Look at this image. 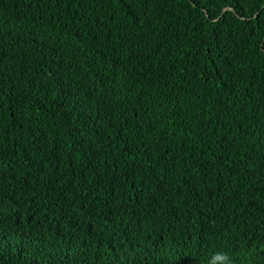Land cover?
<instances>
[{
    "label": "trees",
    "instance_id": "16d2710c",
    "mask_svg": "<svg viewBox=\"0 0 264 264\" xmlns=\"http://www.w3.org/2000/svg\"><path fill=\"white\" fill-rule=\"evenodd\" d=\"M262 5L0 0V264H264Z\"/></svg>",
    "mask_w": 264,
    "mask_h": 264
},
{
    "label": "snow or ice",
    "instance_id": "6c2138e0",
    "mask_svg": "<svg viewBox=\"0 0 264 264\" xmlns=\"http://www.w3.org/2000/svg\"><path fill=\"white\" fill-rule=\"evenodd\" d=\"M130 3H141V2H146V0H129ZM189 2L193 5L194 8H199L201 4V0H189ZM226 5L228 3H232L234 5L233 7V12L236 13L237 16H239V4L241 0H224ZM262 9H264V5H262ZM133 10H135L133 8ZM229 15V13H225V16ZM222 19V18H221ZM209 22L216 24V21L212 20V17H208ZM241 23L244 25V27L249 28L252 31V34L255 35V30L259 28L260 30H264V12H262V15H254L251 19L247 18L246 16L240 17ZM247 35V33L242 34ZM226 46L223 45L221 46L220 50L215 52L213 54L210 51H207V59L209 60V63H212L213 60L217 56H223V47ZM2 83H0V87H2ZM21 208H23V205H21ZM25 211H27L25 209ZM42 211V209L36 208L32 213H31V219H29L27 216H21L20 219L23 221V223L19 226L18 232L20 235V239L17 241L22 247L21 250H27V248L32 247V245L38 241L43 242L44 240L47 239L46 232L47 229L44 228V226L41 224L40 228L43 229V231L40 232L39 235L36 234V224L39 223V221L36 220L37 215ZM2 215V214H0ZM33 221H36V223H33ZM65 228L68 227L67 224L64 225ZM79 225L78 224H73L71 231V235L75 236L76 235V229H78Z\"/></svg>",
    "mask_w": 264,
    "mask_h": 264
},
{
    "label": "clouds",
    "instance_id": "9594fccd",
    "mask_svg": "<svg viewBox=\"0 0 264 264\" xmlns=\"http://www.w3.org/2000/svg\"><path fill=\"white\" fill-rule=\"evenodd\" d=\"M212 259L209 264H216V262H220V264H228L229 257L225 254H216L211 255Z\"/></svg>",
    "mask_w": 264,
    "mask_h": 264
},
{
    "label": "water",
    "instance_id": "95a60500",
    "mask_svg": "<svg viewBox=\"0 0 264 264\" xmlns=\"http://www.w3.org/2000/svg\"><path fill=\"white\" fill-rule=\"evenodd\" d=\"M232 8L231 7H229V6H226V7H224L223 8V10L222 11H225V10H231Z\"/></svg>",
    "mask_w": 264,
    "mask_h": 264
}]
</instances>
